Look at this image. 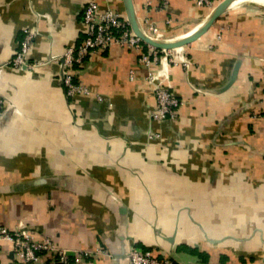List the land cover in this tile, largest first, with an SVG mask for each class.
Instances as JSON below:
<instances>
[{
	"label": "crops",
	"instance_id": "0c3cea01",
	"mask_svg": "<svg viewBox=\"0 0 264 264\" xmlns=\"http://www.w3.org/2000/svg\"><path fill=\"white\" fill-rule=\"evenodd\" d=\"M90 0H0V226H26L82 264H129L134 246L190 264H264V3L229 5L151 69L117 45L76 67L90 95L66 96L52 59L84 39ZM160 41L193 33L225 0H132ZM127 17L124 0H100ZM35 31L32 70L9 66ZM152 71V79L146 77ZM155 84L183 101L153 121ZM98 95L104 100H99ZM159 133V138H150ZM11 243L0 241L1 264Z\"/></svg>",
	"mask_w": 264,
	"mask_h": 264
},
{
	"label": "built area",
	"instance_id": "2783aa9c",
	"mask_svg": "<svg viewBox=\"0 0 264 264\" xmlns=\"http://www.w3.org/2000/svg\"><path fill=\"white\" fill-rule=\"evenodd\" d=\"M199 6H211L209 0H197ZM84 39L78 45L69 47L62 57H54L52 60L60 66V78L64 84L66 96L74 98L77 95H90L89 86L85 85L76 75V67L82 65L85 59L94 53L105 51L117 45L127 49L141 51L140 63L151 69L163 58L174 64H179L178 52L184 47L174 49H159L144 42L133 31L127 17L111 7L103 8L100 0H90L83 12ZM143 32L155 40L161 39L158 27L150 20L146 21ZM34 30L23 29L22 40L19 49L9 61V66L20 70H32L44 63V61L31 62V47L35 40ZM179 53V52H178ZM2 67L0 66V71ZM147 79H152V71ZM153 97L156 107L151 111L153 121L177 120L179 111L185 101L177 97L170 87L155 84ZM99 100H104L98 95ZM4 99L0 97V116L3 112ZM159 133H153L150 138H159ZM0 241L11 243V249L7 252L10 261L8 264H82L90 260L96 253H105L104 249L97 247L95 252L88 249L72 250L60 246L53 238L37 236L26 226H19L11 231L7 227L0 226ZM129 264H190L171 257L156 255L150 249L134 246L127 254ZM1 264V254H0Z\"/></svg>",
	"mask_w": 264,
	"mask_h": 264
},
{
	"label": "water",
	"instance_id": "95a60500",
	"mask_svg": "<svg viewBox=\"0 0 264 264\" xmlns=\"http://www.w3.org/2000/svg\"><path fill=\"white\" fill-rule=\"evenodd\" d=\"M124 1L127 9V18L129 20V23L133 31L136 33L138 37H140L144 42H146L147 44L153 47L159 49H174V48L187 46L192 42H194L195 40H197L213 24V22L227 9L229 5L239 0H225L218 7H216V9H214V11L205 19V21L202 22V24L193 33L173 41H160V40L152 39L151 37L147 36L143 32L137 20L133 1L132 0H124Z\"/></svg>",
	"mask_w": 264,
	"mask_h": 264
},
{
	"label": "bare ground",
	"instance_id": "6f19581e",
	"mask_svg": "<svg viewBox=\"0 0 264 264\" xmlns=\"http://www.w3.org/2000/svg\"><path fill=\"white\" fill-rule=\"evenodd\" d=\"M259 1H261V2H263V3H264V0H259Z\"/></svg>",
	"mask_w": 264,
	"mask_h": 264
}]
</instances>
